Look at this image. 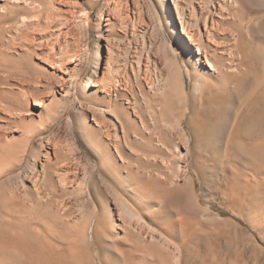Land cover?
I'll list each match as a JSON object with an SVG mask.
<instances>
[{
	"label": "bare ground",
	"instance_id": "1",
	"mask_svg": "<svg viewBox=\"0 0 264 264\" xmlns=\"http://www.w3.org/2000/svg\"><path fill=\"white\" fill-rule=\"evenodd\" d=\"M194 173L264 235V0H0V264H245Z\"/></svg>",
	"mask_w": 264,
	"mask_h": 264
},
{
	"label": "rangeland",
	"instance_id": "2",
	"mask_svg": "<svg viewBox=\"0 0 264 264\" xmlns=\"http://www.w3.org/2000/svg\"><path fill=\"white\" fill-rule=\"evenodd\" d=\"M93 19L94 17L92 18V21ZM214 169L215 170L217 169L216 171L219 172V174H221V170H219L218 166H216ZM195 174L196 173H194V176L196 177L197 193L199 195H202L204 193L203 195H205V199L213 203L212 210L217 213L219 211L220 212L222 211V216L228 219V221L230 222V225L227 228L228 229L234 228L233 232H235L236 230L238 241L237 243L235 242L236 245L235 244L232 245L233 254H236V252H241L238 254H242L244 256L243 262L245 264H264V240H263L264 235L260 234L258 231L251 229V227L243 218L234 214L229 209L227 202L223 200L222 197L218 196L217 198H214L211 195L212 188H210L207 183L202 182L203 180H201V178H198V175ZM226 245L227 244H225L224 242L223 243L224 251L226 252L228 250L229 253L230 251L232 252V250L230 249L232 246L230 245L228 246L229 247L228 248Z\"/></svg>",
	"mask_w": 264,
	"mask_h": 264
}]
</instances>
